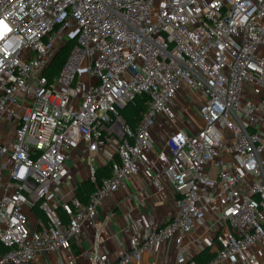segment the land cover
I'll return each mask as SVG.
<instances>
[{
    "label": "built area",
    "instance_id": "obj_1",
    "mask_svg": "<svg viewBox=\"0 0 264 264\" xmlns=\"http://www.w3.org/2000/svg\"><path fill=\"white\" fill-rule=\"evenodd\" d=\"M143 94L147 111L131 127L121 111ZM159 117L175 130L157 150ZM71 162L85 163L72 185ZM109 162L112 174L98 182ZM142 170L157 191L171 186L174 212L121 243L111 262L99 208ZM85 181L94 186L87 202L78 196ZM37 206L46 217L33 228ZM208 217L216 249L205 264H263L264 0H0V264H76L71 242L89 229L94 264H135L162 243L181 248Z\"/></svg>",
    "mask_w": 264,
    "mask_h": 264
},
{
    "label": "crops",
    "instance_id": "obj_2",
    "mask_svg": "<svg viewBox=\"0 0 264 264\" xmlns=\"http://www.w3.org/2000/svg\"><path fill=\"white\" fill-rule=\"evenodd\" d=\"M196 111V109L192 110L191 117L197 122L195 127H198L200 121ZM174 130V127L168 125L162 117H159L153 129L157 150L162 148L165 139ZM73 164V162L69 164L72 175L68 182L71 185L82 180L85 173V163ZM174 209L175 202L171 186L167 184L165 191H157L151 178L142 170L139 175L128 181L124 189L114 196H108L99 208L98 223L103 225L99 240L102 251L109 254L111 262L117 260L122 248L121 243H123V246H129L133 235L137 232L139 235L145 236L146 229H148L151 222L168 217L174 212ZM137 216L142 217L143 222L141 224L135 221ZM29 219L30 226L36 227L38 214L30 210ZM215 232L216 227L212 223V218L208 217L203 227L194 229L186 235L181 248H178L174 241L162 243L146 251L143 254L142 261L135 264H177L176 260L179 253H183L189 259L203 254L204 251L214 253L216 249L214 245ZM94 234L95 229H89L82 239V243L76 240L71 242L70 249L77 256L76 264H94V249L96 246ZM255 251L264 264V247L257 245ZM206 254L203 257H206ZM29 264L67 263L57 262L55 256H52L50 258L37 257ZM222 264H242V262L238 259L236 263L228 261Z\"/></svg>",
    "mask_w": 264,
    "mask_h": 264
},
{
    "label": "trees",
    "instance_id": "obj_3",
    "mask_svg": "<svg viewBox=\"0 0 264 264\" xmlns=\"http://www.w3.org/2000/svg\"><path fill=\"white\" fill-rule=\"evenodd\" d=\"M75 45H76V38L74 37L69 38L66 44L58 51L48 72V76L50 78H53L60 72L61 68L63 67L64 63L66 62L70 52L72 51ZM149 102H150V97L146 94H143V95H138L133 102L127 104L121 111V114L124 120L126 121V123L129 124L131 127H135L137 123L142 119L144 113L147 111ZM112 166H113V162H109L104 166L98 167L97 169L98 182H102L103 179H105L106 177L112 174ZM93 189H94L93 183H91L90 181H85L80 185L78 189V196L80 197V199L87 202L88 195L93 191ZM35 210L40 217L42 218L46 217L45 214L38 208V206L35 208ZM61 215L64 218V220L67 221L68 218L63 213H61ZM6 249L7 247L2 243H0V253L4 252ZM205 254L206 257H203ZM213 256L214 253H210L209 251H204L203 254L195 256L194 260L198 264H205Z\"/></svg>",
    "mask_w": 264,
    "mask_h": 264
},
{
    "label": "rangeland",
    "instance_id": "obj_4",
    "mask_svg": "<svg viewBox=\"0 0 264 264\" xmlns=\"http://www.w3.org/2000/svg\"><path fill=\"white\" fill-rule=\"evenodd\" d=\"M201 4L204 6L205 4L208 3L209 0H200ZM74 31L70 32V35H73ZM88 59L84 58L82 61V68L80 69L79 72V77L84 80L85 83H88L90 81V79H92L89 74H88ZM196 114L198 115V112L196 111ZM96 166V165H95Z\"/></svg>",
    "mask_w": 264,
    "mask_h": 264
}]
</instances>
